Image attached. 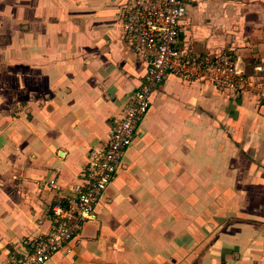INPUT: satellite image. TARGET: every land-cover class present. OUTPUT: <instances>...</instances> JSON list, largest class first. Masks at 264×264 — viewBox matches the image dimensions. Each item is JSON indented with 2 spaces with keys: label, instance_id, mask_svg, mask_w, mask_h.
I'll list each match as a JSON object with an SVG mask.
<instances>
[{
  "label": "crops",
  "instance_id": "obj_1",
  "mask_svg": "<svg viewBox=\"0 0 264 264\" xmlns=\"http://www.w3.org/2000/svg\"><path fill=\"white\" fill-rule=\"evenodd\" d=\"M125 1L0 0V264L49 236L144 84ZM176 44L196 64L229 55L245 89L155 86L95 218L46 264H264V0H189Z\"/></svg>",
  "mask_w": 264,
  "mask_h": 264
},
{
  "label": "built area",
  "instance_id": "obj_2",
  "mask_svg": "<svg viewBox=\"0 0 264 264\" xmlns=\"http://www.w3.org/2000/svg\"><path fill=\"white\" fill-rule=\"evenodd\" d=\"M188 8L189 0L125 1L124 32L134 53L150 64L144 84L121 113L104 148L88 156L85 177L71 186V197L66 203L59 202L51 207L54 227L49 236L28 241L29 251L24 254L11 252L7 264H46L62 250L72 252L69 243L85 223L95 218L96 204L104 198L124 153L133 145L134 136L151 108L153 88L168 75H179L184 79L209 76L237 92L245 89V74L238 71L229 55H222L207 64H196L185 59L176 48L180 25ZM260 84L257 86L264 97V84ZM48 185L61 190L55 180H50Z\"/></svg>",
  "mask_w": 264,
  "mask_h": 264
},
{
  "label": "rangeland",
  "instance_id": "obj_3",
  "mask_svg": "<svg viewBox=\"0 0 264 264\" xmlns=\"http://www.w3.org/2000/svg\"><path fill=\"white\" fill-rule=\"evenodd\" d=\"M178 43H179V40H178ZM177 45V44H176Z\"/></svg>",
  "mask_w": 264,
  "mask_h": 264
},
{
  "label": "water",
  "instance_id": "obj_4",
  "mask_svg": "<svg viewBox=\"0 0 264 264\" xmlns=\"http://www.w3.org/2000/svg\"><path fill=\"white\" fill-rule=\"evenodd\" d=\"M243 73H245V72H243Z\"/></svg>",
  "mask_w": 264,
  "mask_h": 264
}]
</instances>
